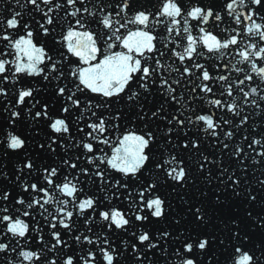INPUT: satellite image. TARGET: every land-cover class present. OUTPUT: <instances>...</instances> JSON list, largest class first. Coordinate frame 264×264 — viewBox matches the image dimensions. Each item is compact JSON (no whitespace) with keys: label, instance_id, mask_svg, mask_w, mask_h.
<instances>
[{"label":"snow or ice","instance_id":"snow-or-ice-1","mask_svg":"<svg viewBox=\"0 0 264 264\" xmlns=\"http://www.w3.org/2000/svg\"><path fill=\"white\" fill-rule=\"evenodd\" d=\"M16 3L19 4L20 0H16ZM27 4L32 6L30 11L41 14V20L35 21L37 28H33L32 24L25 20L19 11H13L11 18L0 19V32L3 33L0 34V41L6 42L4 47L0 48V98L7 101V104L3 105V111L8 114L11 124L15 125L22 116V112L15 106L20 105L27 108L26 102H31L32 107L27 108L31 118L38 120L43 117L48 120V127L52 133L57 134L51 137V143L47 144V148L55 152L56 149L52 145L56 144L58 140L62 144L65 135L70 134L68 116L72 109L79 110L81 108V95L85 96L84 111L91 112V116L96 117V121L86 125L91 130L86 133L89 142L79 141L75 147L82 148L84 152L91 154L86 157V162L94 167L95 171L92 175L99 177L102 184L111 182L106 179L105 171L100 170V165L106 164L108 168L122 174L123 181L117 179L112 185L119 191L129 189L130 184L138 183L141 180L146 182L148 178L145 176V172L153 168L162 170L166 180L181 186L187 185L190 176L186 162L183 159H178L176 155H172L170 159L162 160L163 153L157 156L154 151L158 143V136L149 125L153 119L166 122V131L162 133L166 143L173 148L182 147L185 150L191 146V150L200 161L198 170L204 173L205 179L209 183L213 180L217 181L216 188L212 189L214 203L211 212L219 215L210 214V209L204 204L190 206L187 209L196 228L207 229L214 218L218 219L227 232V239L233 242L231 252L227 256L232 264H264V208L255 212L252 207L257 202L258 195L254 194V189L249 186L246 176L247 166L242 168L245 175L241 176L237 175L236 170L230 171L229 167L223 165L222 162L209 159L208 155L200 152L199 137L193 138L188 135L187 131L184 132V141L179 146L173 145L172 140L169 139L174 131L179 136L180 130L184 129L187 123V125L196 126L197 131L202 130L206 136L216 138L217 145L214 146H219L222 152L231 147L230 156H234L237 162L243 164L241 158H247V148L251 149L255 156L261 158L257 160L253 157L252 163L264 165V150L256 151L254 147L259 146L264 149V129L257 133L259 139L256 136L250 140L248 136L244 137V140L247 141L246 148L239 144L232 147L224 141L230 140L235 132L233 130L225 131L223 127V125H232L231 120L221 117V122H217L214 112L199 114L194 109L191 111L195 119L191 115L184 116L183 112L178 115L170 113L165 105L168 104L171 107V102L177 100V96L174 95L176 88L173 87V84H179L180 81L173 80L169 83L167 78H162L159 75L160 69L164 67L160 57H163L165 53L157 47L158 37L155 33L158 26L165 25L168 43L164 44V47L167 48L169 43L175 44V47L171 49V55L178 58L181 64H184L185 60L190 62V66H184L182 72L179 68L174 69L181 77L184 75L192 77L193 70H195L199 73L196 77L198 80L205 82L228 81V76L214 77L205 64L196 62V58L210 59L208 54L224 55L225 50L236 48L237 54L241 58L239 63L249 64L250 72L259 77L261 83H264V66L257 63V60L264 61V46H258L254 42L257 37L260 41H264V16L260 15L264 11V0H225V3L219 8L215 3L202 4L200 0L191 5L185 4L183 0H161L160 6L155 12L142 4L138 5L134 0L93 4L92 10L85 5V0H65L64 4L54 3V0H27ZM41 4L45 7H41ZM24 6L20 5L21 8ZM69 8L72 10H68ZM241 8L247 9V11H239ZM133 9H135L134 12ZM58 10H63L64 16L54 18L52 13ZM129 13L132 14L129 15ZM226 16L231 17L236 25H244V34L252 38L243 49L239 48L243 42L237 28L222 29L221 32L229 33L227 37H222L203 26L211 23L218 27V22H223ZM68 17L73 18L74 24L72 20H67ZM256 17H259L260 22H257ZM65 20L68 27L65 29L64 24H60L61 39L56 40L53 36L55 28L49 26ZM193 21L196 22L195 26L192 24ZM90 23H95L98 27L94 29ZM193 27L196 28L199 35L192 34ZM173 34L186 41L182 51L176 50L181 47V43L172 39ZM49 36L53 37L55 44L60 45L66 51L47 48L44 43H40L39 37ZM200 48L206 51H201ZM9 55H12L13 59H7L6 57ZM236 71L242 72L244 69H236ZM24 77L40 78V82H46L45 90L51 87V95L56 98L57 102H63L60 111L65 115L52 118L49 115L48 102L41 104L37 99L40 89L32 87L31 81L24 80ZM252 80L253 75L247 74L239 80L236 86L239 87L245 81ZM9 83L12 86L18 83L24 84L23 87L15 89L11 99H9L10 89L5 86ZM154 85H158L157 91L162 97V102L158 107L153 106L152 109H149V97L153 95ZM196 88H199L203 93L213 92V88L208 83L196 85L191 89V92L195 93ZM258 88L259 85L250 88V91L247 92L243 88L240 89L243 92L245 103L249 102L250 95H255L259 97L260 101H264V95H261L264 88H259V90ZM226 91L228 96L233 95L232 84L227 85ZM89 93L95 94L101 99L96 101L93 96L88 95ZM121 100L131 102L133 107L138 109L136 118L143 122V127L147 130L124 132L115 138L116 146L113 147L111 136L105 134L112 130H120V125L112 123V121H119L122 114L106 118L102 113L98 115L95 110L111 109L113 104H119ZM37 104L40 105V110L33 112L32 109ZM208 104L216 109L226 108L228 112L237 117L243 111V108L235 101L226 103L221 99H211ZM251 105L257 108L260 106L257 100H251ZM81 118L77 117L78 120ZM247 123L248 116L245 115L241 117L240 123L235 125V129L239 130ZM201 124L204 125L202 129L200 128ZM218 129L219 131H217ZM79 131H83V129H79ZM221 137L223 139H220ZM6 140V144L4 140H0V144H5L6 149L20 150L26 146V140L12 132L7 133ZM91 141H94L95 144ZM96 144L111 147V155L104 152L102 148L99 151L103 155H96ZM38 147L43 150L45 144L41 143ZM5 154L8 153L5 152ZM79 160L80 157L77 156L76 161ZM209 165H215L218 168V175H213ZM63 166L77 169L78 163L72 162L71 159H63L61 167ZM205 168L208 169L206 173ZM17 171L20 175H15L14 181H21V176L25 172L28 176H32L39 171L45 184H40L38 177L36 182L22 181L20 187L26 194L30 192L43 193V197L33 196L26 200L23 196L17 198L11 192L0 189V205H2L0 206V254H3L0 256V262L2 264H17V261L19 264H25V262L27 264H56L55 259L47 258L45 249L51 252L58 247L61 250L65 247L70 248L71 245L67 240L62 239L60 231L56 229L59 225L70 235L75 222L73 220L74 212L67 210L70 201L58 199L51 194L50 188H54L75 202L79 199L78 193L83 192V188L77 186V183H82L79 174L73 177L77 183L69 180L67 175L63 176L61 181L60 171L57 167L47 165L40 168L31 157L19 165ZM79 173L88 176L89 169L81 167ZM159 174L155 173L152 182L146 183L143 190H138L139 202L133 201L135 212L126 213L115 208L99 211V217L106 222L107 230L111 232L115 229L128 232L133 227V217L135 222L145 225V227H140L138 232L130 233L133 238L130 251L134 254V259L138 264H144L145 261H148V264H153L148 253L154 249H159L162 256L168 255L165 245L169 242L178 245L173 249V254L179 257V264H220V261L214 258L213 249L216 245L224 246L225 240L215 232L203 230L195 232V234L188 232L187 234L174 235L166 228L160 229L158 233L147 230L146 225L151 224L153 220L166 221L172 207L158 194ZM0 176L4 181L13 182V178L2 170V166H0ZM259 184L264 186V180H260ZM113 195L115 196L116 193ZM128 195L131 196V192ZM202 195H207V193H202ZM10 203L12 207H9ZM97 203L96 198L88 196L75 203L74 207L78 209L81 216H85L91 210L94 219ZM49 204H56L57 211L63 216V218L52 216V219L48 221V227L52 230L50 232L51 239L55 241L50 247L44 242L42 228L38 224L30 227V223L25 219L33 217L32 210L37 207L44 210L39 213L44 216V213L48 211L45 205ZM17 205L19 207H16ZM242 207L245 209L243 216L241 215ZM181 219H175V225H179ZM84 223L91 225L92 219H85ZM30 231L39 233L38 238L30 236ZM88 231H91V228ZM253 233L260 235L258 244L249 243ZM9 234L10 238L4 239L9 237ZM73 239L77 244L86 242L88 245H94L101 254V260L98 262L97 252L89 249L79 257H76L74 253H65L66 258L62 259V264H81V262L82 264H121L123 251L128 250H118L107 236H97L93 240L81 233ZM21 240L24 241V245L36 240V243L42 247L35 250H24ZM101 243L105 246H101ZM18 249L20 250L18 251ZM13 253L16 254L15 260L12 258ZM159 259L160 257H157V260ZM225 264H227V260Z\"/></svg>","mask_w":264,"mask_h":264},{"label":"water","instance_id":"water-1","mask_svg":"<svg viewBox=\"0 0 264 264\" xmlns=\"http://www.w3.org/2000/svg\"><path fill=\"white\" fill-rule=\"evenodd\" d=\"M185 4L191 5L197 3L198 0H183ZM202 4H217L218 8L225 3V0H200ZM161 0H142L140 4L144 5L146 8H149L153 12L157 10L160 6ZM139 4V5H140ZM155 6V7H153ZM239 11H247V9L241 8ZM261 16H264V11L260 13ZM257 22H260L259 17L255 18ZM249 23V22H246ZM192 24L195 26L196 22L193 21ZM183 26V25H182ZM209 30L213 31L216 34L221 35L222 37H227L228 32H221L222 29H231L237 28L240 33V39L242 40V44L239 45V48L243 49L246 47L247 42L252 39L251 37L244 34V25H236L231 17L225 18L223 22H218V27L213 26L211 23L209 25H203ZM131 27V26H130ZM155 33L157 34V47L165 53L163 57H160L161 64L164 65L163 68L160 69L159 75L162 78H167L169 83L173 80H179V84H173V87L176 88V93L174 95L177 96V100L171 102L172 106L170 107L168 104L165 105L167 110L170 113L180 114L184 113V116L191 115L193 119L195 116L192 114L191 110H195L196 113L199 114H211L215 113V119L217 122H221V117L225 120H231L232 125H223L225 131L233 130L235 135L227 141L232 147L239 144L242 147L246 148L247 141L244 140L245 136H248L249 140L256 136L259 139V133L262 129H264V101H260L259 97L255 95H250L248 98L249 102L245 103V98L243 96V92L240 91L243 88L244 91H250V88L257 87L264 88V83H261L260 78L257 77L254 73L250 72V65L247 63H239L241 58L237 54L236 48H230L225 50L224 55H220L219 53L212 55L208 54L211 58L205 59L203 57H197L196 62L203 63L208 68L210 73L213 74L214 77H219L221 75L228 76V81H219L213 80L210 82H205L202 80L196 79L199 75L198 72L193 70V76L188 77L184 75L183 77L174 69L179 68L180 72L183 71L184 66H190V62L185 60L184 64H181L178 58L171 55V49L175 47V44H168V47L165 48L164 44L168 43V33L166 31V26L161 25L155 29ZM193 35H199L198 31L195 27L192 29ZM235 34V33H232ZM182 35H184L182 33ZM172 39L180 41L181 47L177 48V51H182L184 44L186 41L181 40V37H176L173 34ZM255 43L258 46H264V41H260L259 38H255ZM201 51H206L203 48H200ZM250 51V49H249ZM258 65L264 66V61L257 60ZM236 69H244L242 72L236 71ZM251 74L253 75L252 81H245L243 85H239L237 87L239 80L243 79L245 75ZM208 83L209 86L213 88L212 93H203L200 92L199 88H196V92L192 93L191 89L196 87L198 84ZM232 84L233 87V95H227V85ZM258 88V90H259ZM158 85L153 86V95L149 97L148 108L152 109L153 106L158 107L162 102V97L157 91ZM223 93V95H221ZM78 95H80L78 93ZM89 96H93L96 101H99L101 98L96 97L95 94H88ZM261 95H264V92H261ZM196 97V98H193ZM202 97V99H201ZM85 96L81 95V108L79 110L72 109L71 114L68 116V120L70 122V134H66L63 143L61 144L60 140L57 141L56 144H53L52 147L56 149L55 152L50 151L47 148V144L51 143V137L56 136L57 134L52 133L50 127H48V120L43 119L40 121L35 127L29 130L26 134H24L21 138L26 140V146L24 149L20 150H12V149H3L0 151V166H2V170L9 174V177L13 178V182L4 181L3 177L0 176V189L7 190L11 192L17 198L23 196L26 200L31 199L33 196L43 197V193H24L22 188L20 187V183L22 181H27L29 183L36 182L39 177V183L45 184V181L42 178L41 173L38 171L34 173L32 176H28L25 172L24 175L21 176V181H14L15 175H20L17 171L19 165H21L24 161H26L29 157H31L34 163L42 168L43 166H53L57 167L60 171L61 181L63 176L67 175L69 180H73V177L79 174L80 182L73 180V183H77L78 187L83 188L82 193H78L79 199L75 202L72 201L71 198L66 197L59 192H57L54 188H50L51 194L55 195L58 199L64 200L68 199L70 202L67 206V210H71L74 212V227L71 234H67V230L62 229L57 225L58 231L61 233L62 239L68 241V244L71 245L70 248L65 247L62 250L58 247L55 251H47V258L49 260L55 259L56 264H62V259L66 258L65 253L72 254L74 253L76 257L84 255L85 252L89 249L97 252V260L98 262L101 260V254L98 249L94 245H88L86 242L84 244H77L73 237L76 235H80L83 233L84 235L89 236L93 240L97 238V236L104 237L107 236L109 240H111L115 247L118 250L123 251L124 249H128L127 251H123V255L121 257V264H138V262L134 259V254L130 251V245L133 242V238L130 233L132 231H139L140 227H145V225H140L139 222L134 221V217L132 218L133 227L129 229L128 232H124L122 230H113L108 231L106 228V222L100 219L99 211L110 210L112 208L124 211L126 213L135 212L136 208L133 206V201L139 202L138 190H143V186L146 183H151L155 173H160L158 176V180L160 183L158 194L162 196L167 202L171 204V209L169 210V216L166 221H155L151 224H147V230L151 232H157L160 229H167L170 232H173L174 235H179L180 233L187 234L188 232H199L206 230L208 232H215L220 238L225 240L224 246L216 245L213 249L214 258L220 261V264H225L227 260V264H232L231 260L227 259L228 253L231 252V245L233 242L227 239V232L224 229V226L220 224L218 219H213L207 229H199L196 228L195 222L192 221L190 214L187 213V209L190 206H199L200 204H204L210 209V214L213 208V198H212V189L216 188L217 181L213 180L209 183L205 179L204 173H201L198 170L199 160L195 155L194 151L191 150V146H189L188 150L183 149L182 147H175L168 145L166 143L165 138L162 133L166 131L165 124L166 122H160L155 119L150 123V127L156 132L158 136V143L154 151L157 156L160 153H163L162 160L170 159L172 155H176L178 159H183L186 162V166L189 169L190 180L187 185H179L175 184V182H171L166 180L162 170L152 169L145 172V176L148 180L145 182L141 180L138 183L130 184L129 189H121L117 191L116 188L112 187L115 184L117 179L123 181V175L117 173L115 170L108 168L106 164L100 165V170L105 171L106 179L111 183L102 184L100 182V178L92 175L95 171L92 165L87 164L86 157L88 154L82 150V148H77L75 145L79 141L89 142V138L86 136V133L91 131L87 128V123L95 122L96 117L91 116V112L84 111V100ZM211 99H221L226 103H232L235 101L243 111L240 116H233L232 113L228 112L227 109H216L210 104L208 101ZM251 100H257L259 103V108L251 105ZM63 103V102H61ZM61 103L49 113L52 118H56L57 116H63L65 114L61 113ZM97 114H103L104 117H110L115 114H122L121 119L119 121H112V123H118L120 125V130H112L110 133H106L105 135H110L112 139V146H116V137L121 136L124 132L127 131H146L143 127V122L136 118V113L138 111L137 108L133 107L131 102H127L121 100L119 104H113L111 109H97ZM247 115L248 123L243 125L239 130L235 129V125L240 123L241 117ZM77 117H82L81 119H77ZM91 117V119H89ZM183 118V117H182ZM204 125H200L202 129ZM79 129H83V131H79ZM159 129V131H157ZM187 131L188 135L193 138L199 137V142L201 144L200 152L204 155H208L209 159L216 160L218 162H222L223 165L229 167V170H236L237 175H245L243 173L242 168L247 166V179L249 182V186L254 189V194L258 195L257 202L252 207L255 209V212H259L261 208H264V186L259 184L260 180H264V165H254L252 163V158L259 160L261 159L259 156H255V153L252 152L251 149L246 148L247 158L243 159V164L236 161L234 156H230L232 148L230 147L228 150H224L223 152L217 145L216 138L206 136L205 133L200 130L197 131L196 126L187 125L182 130H180L179 136L176 135L175 131L169 139L172 140L173 145H181L184 141V132ZM219 131V129L217 130ZM220 139H223L221 137ZM95 144L94 141H91ZM44 143L45 148L41 150L38 145ZM256 151H261L259 146H254ZM97 152L96 155H103L99 151V149H103L104 152L111 155V147L102 144H96ZM5 152L8 154L6 155ZM79 156L80 160L76 161V157ZM63 159H71L72 162L78 163L77 169H70L67 166H62ZM98 163V161H97ZM84 167L89 169V175L85 176L83 173H79V168ZM211 167L213 175H218V168L215 165H209ZM207 168H205V173L207 172ZM55 179V178H54ZM131 192V196L128 193ZM113 193H116L114 196ZM202 193H207V195H202ZM147 195V194H146ZM88 196H92L97 199V211L95 213V218L93 219L92 211L89 210L85 216L79 215L78 209L74 207L75 203H78L79 200H82ZM107 197V199H106ZM231 202V198H230ZM2 206V205H0ZM9 207H12V204H9ZM16 207H19L18 205ZM56 204L45 205V208L48 209L47 212L44 213V216H41L39 213L43 212V209L37 207L33 209V217L25 218L30 223V227H34L37 224L42 228L44 235V242L51 246L52 243H55L51 239L50 232L52 231L48 227V221L52 219V216H57L59 218H63V216L57 211ZM246 207V205H245ZM51 213V215H49ZM245 214V209L241 208V215ZM255 214V213H254ZM219 215L218 213L213 214ZM47 217V219H45ZM181 219V223L179 225H175V219ZM85 219H92V224H85ZM55 222V221H54ZM91 228V231L88 229ZM252 232V230H249ZM30 236L37 237L39 233L30 231ZM9 237H5L4 239H8ZM83 240V236L81 237ZM260 241V235L258 233H253L251 235L250 244H258ZM15 242V241H13ZM127 242V243H125ZM21 244L24 245V241L21 240ZM101 246H105L101 243ZM139 246V245H138ZM38 247H42L36 243V240L31 241L29 244L24 245V250H35ZM168 250V255H161L159 249H154L152 252L148 253L150 260H152L153 264H179V257L173 254V249L178 247L177 244L169 242L165 245ZM20 249H18L19 251ZM59 252V255L57 253ZM155 253V254H153ZM3 254H0L2 256ZM133 257V258H129ZM157 257H160L157 260ZM12 258L16 259V254H12ZM2 264V262H0ZM19 264V261H17ZM27 264V262H25ZM82 264V262H81ZM144 264H148V261H145Z\"/></svg>","mask_w":264,"mask_h":264}]
</instances>
